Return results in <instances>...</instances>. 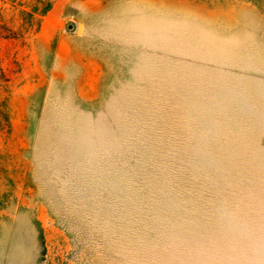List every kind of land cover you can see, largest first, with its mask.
I'll return each mask as SVG.
<instances>
[{"label": "rangeland", "instance_id": "obj_1", "mask_svg": "<svg viewBox=\"0 0 264 264\" xmlns=\"http://www.w3.org/2000/svg\"><path fill=\"white\" fill-rule=\"evenodd\" d=\"M0 264H264V0H0Z\"/></svg>", "mask_w": 264, "mask_h": 264}]
</instances>
